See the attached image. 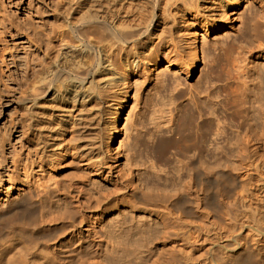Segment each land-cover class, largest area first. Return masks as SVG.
Wrapping results in <instances>:
<instances>
[{"label": "rangeland", "instance_id": "1", "mask_svg": "<svg viewBox=\"0 0 264 264\" xmlns=\"http://www.w3.org/2000/svg\"><path fill=\"white\" fill-rule=\"evenodd\" d=\"M219 5L0 0V209L21 194L33 207L23 224L0 230V264L264 260V123L260 102H253L264 76V0H240L228 19ZM197 9L201 15L194 18ZM184 15L188 24L207 20L219 27L185 31ZM150 21L148 38L140 28ZM196 31L201 62L188 74L178 67L176 52L190 58ZM124 32L127 41L120 38ZM88 44L99 61L80 50ZM133 47L143 53L139 68L131 64L133 86L119 121L121 134L111 153L98 152L99 134L122 97L117 73L131 62ZM55 51L61 52L58 66L87 78L82 103L74 101L75 92L60 98L78 84L56 72L44 96L24 99L32 72L44 68ZM176 81L181 84L173 89ZM245 82L248 94L238 103V83L243 89ZM171 97L190 142L175 143L163 156L168 125L157 127L152 119L161 100ZM249 125L256 132L254 146L238 140ZM217 129L223 175L216 183L206 175L194 177L188 163L202 152L201 162L211 171Z\"/></svg>", "mask_w": 264, "mask_h": 264}, {"label": "bare ground", "instance_id": "2", "mask_svg": "<svg viewBox=\"0 0 264 264\" xmlns=\"http://www.w3.org/2000/svg\"><path fill=\"white\" fill-rule=\"evenodd\" d=\"M219 1V6L222 8L221 10V16L226 17L227 19L229 18V10L233 7H235L240 0H218ZM197 11L194 13V18L199 17L201 15V10L197 9ZM203 15V14H202ZM183 22L184 24L182 25V28L187 31L191 30L193 27H196V29H199L200 27L202 28H213L216 29L219 27V24H210L209 21L203 20L199 21L197 20L192 22V24H188L189 20L187 17L184 15L183 16ZM91 25H96L98 23H95V21H91ZM99 22V21H97ZM154 21H150V23H147L146 26L140 28L141 30V35L145 34L149 38L151 36V26L153 25ZM95 23V24H94ZM100 23V22H99ZM101 24V23H100ZM99 24V25H100ZM106 24L108 26H111L110 23ZM98 26V25H97ZM190 27H192L190 29ZM189 34V33H187ZM191 34V32H190ZM120 38H122L124 41L129 40L130 36L128 33H122L120 34ZM3 38L0 36V42H2ZM147 40V39H146ZM142 42V39L139 40V43ZM144 43V41L142 42ZM190 43L189 45L190 48H192V54L189 57H185V55H182L180 52H176V58L177 61L176 63L178 64V67L181 70H186L189 69L188 74H194L198 69L199 65L201 62V50L198 46V31L192 33V36L190 38ZM75 44H78L75 43ZM134 46V44H133ZM260 46H264L263 42H260ZM74 48H77L76 45ZM80 50L87 51L90 55H92L93 59L95 61H99L98 58V53L97 50H95V47L88 44L86 45V49L83 47H79ZM140 53H143V51H138L137 48L133 47V56L130 60H127L125 63L126 69L124 70L123 73H117L118 77L116 78L117 84L119 85V88L122 91V97L120 98L121 100L118 101L115 104V110L112 112L114 113V118L113 121L106 126L102 130V132L99 134V149L98 152H105V153H111L113 144L115 143L117 137L119 134H121V129L119 126V121L121 119L122 112L124 110L125 106V101L126 98H128L130 90L132 89V83L130 82V76H131V64H133V68L137 69L141 66V60H140ZM0 55L2 56V52L0 49ZM61 52L60 51H55L53 56L50 57V59L47 61L46 65L44 68H41L40 70L33 71L32 77L30 80V92L27 96H24V99H31L34 96H44L46 93L45 88L48 84H51V79L53 78V75L55 72L57 73L58 77H64L65 81H68L69 83L72 81H77L76 84H78L73 91L72 89H66L64 92H60L59 96L61 99L66 98V94L69 92H75L74 95V101L82 103L85 100V97L87 96V93L82 92L83 88L85 87V83L87 78L80 75V72L78 70L72 71L68 70L67 68L63 66H58V58L60 57ZM4 58V57H3ZM51 58H55L56 60L54 62L51 61ZM148 63L152 64L153 62L150 60ZM55 70V71H54ZM54 71V72H53ZM52 77H50V73H52ZM181 84L180 81H176L175 85L173 86V89L177 88ZM245 87L243 89H240L241 86L238 83V103H242L247 94H248V82H245ZM81 94L80 97H78ZM257 97L256 99L253 100V102H260L259 107L262 108V122L264 123V76L260 77L257 91H256ZM83 95V96H82ZM214 104L216 103L218 96H214ZM176 102V98L171 97L170 99H162L159 108L153 112V119L152 122L157 125V127H161L164 125H168L167 132L168 134L164 137V140L161 142V154L163 156H167L172 152V149L174 148V144L177 143L181 147H185L187 143L190 142L189 136L186 133L187 126L184 123H181V118L176 116L175 113L173 112L172 109V104ZM181 111V108L180 110ZM255 117H258L259 115H253ZM177 120V123L175 122ZM175 123L177 126H175ZM251 124V123H249ZM264 133V130L262 131ZM255 129L253 128L252 125H249L244 131L239 132L238 134V140H241L242 143H244L246 146L253 145V135L255 134ZM220 132L219 129H217L215 135L214 141H215V165L212 167L211 171L208 173L206 169L204 168L201 158L203 157V153L199 152L198 155H196V152L193 154L191 157L188 165H194L193 166V175L196 178H200L202 176H208L207 178L212 181V182H219L222 177V170L218 167V162L217 158L219 155V150H220V142L218 140ZM199 156V157H196ZM199 158V160H198ZM27 197L25 194H21L20 197L18 198H13L9 203L7 208H1L0 209V230L4 229L5 227H10V226H15L14 223L20 222L21 224L24 223V216L26 217V214L32 212L33 207L32 204L28 201H26ZM252 264H264V260L259 259L255 262H252Z\"/></svg>", "mask_w": 264, "mask_h": 264}]
</instances>
